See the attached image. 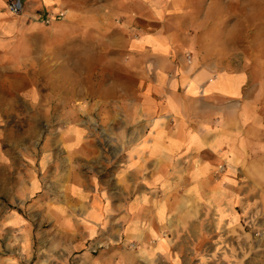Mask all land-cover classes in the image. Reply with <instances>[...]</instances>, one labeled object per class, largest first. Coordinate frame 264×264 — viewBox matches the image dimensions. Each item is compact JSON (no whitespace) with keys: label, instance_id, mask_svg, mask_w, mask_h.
<instances>
[{"label":"clouds","instance_id":"9594fccd","mask_svg":"<svg viewBox=\"0 0 264 264\" xmlns=\"http://www.w3.org/2000/svg\"><path fill=\"white\" fill-rule=\"evenodd\" d=\"M178 37L229 59L230 99L208 90L218 60L186 48L166 73L137 43ZM261 101L264 0H13L0 12V264H264V227L245 220L264 215V143L237 128L227 153L214 146Z\"/></svg>","mask_w":264,"mask_h":264},{"label":"crops","instance_id":"0c3cea01","mask_svg":"<svg viewBox=\"0 0 264 264\" xmlns=\"http://www.w3.org/2000/svg\"><path fill=\"white\" fill-rule=\"evenodd\" d=\"M6 3V0H5ZM0 12H7V9H0ZM13 17H6L5 19L11 20ZM193 35H196L193 33ZM139 46L143 47L145 43L152 44L159 52L162 54L161 59L165 61V72L169 71H178L181 68L180 63L178 62V58L181 55H184V49L191 48L192 52L190 55H193L197 60H218L220 67L223 71L220 72L218 77H212L208 82V90L214 92L217 99L227 100L230 99V96L227 95L233 92V89L236 87V81L231 74L232 65L229 62V59L225 57H215L211 53H204L201 51V45L199 41L192 40H183L181 38H176L175 47L171 48L169 45L161 43L159 40H153L149 38L147 41H138ZM171 53V54H170ZM173 55L176 59H173ZM170 61V63H169ZM155 82L151 80V78L143 79L140 78V84L143 85L141 91H143L146 95L150 96L152 100L159 101V97L155 91H151L152 86ZM199 89L195 87V82H193V87L189 88V91H198ZM178 92L182 91V89L178 88ZM234 94V93H233ZM264 104V101L256 104L254 107L245 106L243 110H239V114L235 116L234 119H231L228 127L222 132L214 134L216 136V144L215 147L219 148L221 153H227L231 146V133L235 132L237 128H243L244 131L240 132V136L244 138L245 141L249 139L259 140L261 143H264V107L261 106ZM192 132L195 133L196 129L189 125ZM247 133V135H245ZM193 143H201L202 141L198 136L192 137ZM207 153L212 159H216V153L211 151L209 148H203L200 152V155L203 157L204 154ZM192 153H189L191 155ZM194 172L197 175L201 173H205V170L201 166V161L196 160L194 164ZM259 207V206H258ZM243 209L240 206L235 208V212L237 214L242 213ZM256 210L253 209L249 212V216L245 217V220L249 221V224L255 223L257 228L264 227V215L261 216H253L252 214ZM211 218V217H210ZM228 221L226 220L225 223ZM243 224L244 222L241 221ZM250 228L248 225L244 226V230L247 232V229ZM255 235V234H253ZM217 239L216 236L212 237V240ZM212 240H202L199 245V249L208 248L210 251L214 250V245L212 244ZM175 251V249H172ZM183 260V257H181ZM193 264H196V261H193Z\"/></svg>","mask_w":264,"mask_h":264},{"label":"rangeland","instance_id":"374dc122","mask_svg":"<svg viewBox=\"0 0 264 264\" xmlns=\"http://www.w3.org/2000/svg\"><path fill=\"white\" fill-rule=\"evenodd\" d=\"M42 147H47V145L45 144V145H43ZM42 163H43V158L41 157V159L37 161L36 166H37V167H40V165H41ZM2 215H5V214H0V216H2ZM20 215L23 216L24 213L21 211V212H20ZM252 215H253V214H252ZM25 219H27V217H25ZM263 220H264V217H263ZM248 231H251L252 234H255V232H254L251 228H248V229H247V232H248ZM254 236H255V235H254Z\"/></svg>","mask_w":264,"mask_h":264},{"label":"built area","instance_id":"2783aa9c","mask_svg":"<svg viewBox=\"0 0 264 264\" xmlns=\"http://www.w3.org/2000/svg\"><path fill=\"white\" fill-rule=\"evenodd\" d=\"M21 2H22V0H21ZM12 3H13V0H6V4L8 5V8H6L7 11L12 8ZM13 11H14L15 15H19L20 14L18 12H15V10H13Z\"/></svg>","mask_w":264,"mask_h":264}]
</instances>
